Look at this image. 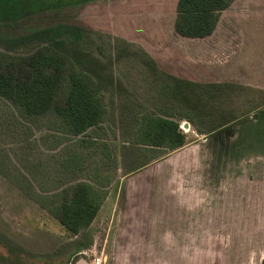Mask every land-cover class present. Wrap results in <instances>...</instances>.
Segmentation results:
<instances>
[{"label":"rangeland","instance_id":"374dc122","mask_svg":"<svg viewBox=\"0 0 264 264\" xmlns=\"http://www.w3.org/2000/svg\"><path fill=\"white\" fill-rule=\"evenodd\" d=\"M68 3L78 35L0 38V64L22 77L53 51L58 106L78 74L99 90L103 125L76 135L55 107L33 116L0 96V264H87L82 252L103 250L107 264H264V0H234L207 39L175 32L177 0ZM156 114L190 124L185 149L138 143ZM81 182L106 204L76 235L59 214Z\"/></svg>","mask_w":264,"mask_h":264},{"label":"trees","instance_id":"16d2710c","mask_svg":"<svg viewBox=\"0 0 264 264\" xmlns=\"http://www.w3.org/2000/svg\"><path fill=\"white\" fill-rule=\"evenodd\" d=\"M68 1L0 0V38L24 41L44 34L52 38L78 35L76 27H69L68 20L72 16L67 11L72 4ZM233 1L177 0L175 32L187 38L207 39L213 36L224 11ZM24 66L22 77H17L0 64V96L33 116L43 115L55 107L69 131L76 135L86 133L93 126L103 125L105 108L99 90L78 74L70 76L65 105L63 108L58 106L57 94L65 72L63 59L53 51L43 49L36 52ZM188 86L192 89L190 91H195L194 82L188 81ZM144 120L136 138L138 143L165 147L170 151L188 143L187 135L181 130V122L176 117L156 114ZM189 121L196 125L193 118ZM225 123L213 125L208 132L197 127L196 130L203 135L216 131ZM92 186L87 182L77 184L61 203L59 221L72 234L77 235L88 228L98 215L102 199Z\"/></svg>","mask_w":264,"mask_h":264},{"label":"built area","instance_id":"2783aa9c","mask_svg":"<svg viewBox=\"0 0 264 264\" xmlns=\"http://www.w3.org/2000/svg\"><path fill=\"white\" fill-rule=\"evenodd\" d=\"M186 122L181 123V128L184 129L186 132L189 131L190 124L187 126ZM82 253H85L89 255L88 263L87 264H107V255L104 251H84Z\"/></svg>","mask_w":264,"mask_h":264},{"label":"crops","instance_id":"0c3cea01","mask_svg":"<svg viewBox=\"0 0 264 264\" xmlns=\"http://www.w3.org/2000/svg\"><path fill=\"white\" fill-rule=\"evenodd\" d=\"M188 126V125H187ZM185 147V146H184ZM193 147H194V145H193ZM181 150H183V149H185V148H180ZM179 150V149H178ZM185 170H187L186 168H181V169H179L178 170V172H179V174H181L182 175V173L183 172H185ZM189 172V171H188ZM174 173V172H173ZM173 173H171L170 174V176L172 177V175H173ZM129 174H131V173H126V174H124V176H122V178H121V183H120V185L123 183V180H124V178L126 177V176H128ZM192 174V172H190V175ZM190 182H191V180H190ZM93 185V184H92ZM121 188V186L119 187V189ZM110 191V190H109ZM106 192L108 193V191L106 190ZM109 199V197H106V201ZM105 204L106 203H103V205H101V207H100V210H99V212H98V215H97V217L95 218V220H94V222L97 220V218H99L101 215H102V213H103V208H104V206H105ZM115 210H117V208L115 207ZM115 218V217H114ZM93 222V223H94ZM92 223V224H93ZM104 251V250H103ZM105 252V251H104ZM77 264H86L85 262H83V260H79V262H77Z\"/></svg>","mask_w":264,"mask_h":264},{"label":"water","instance_id":"95a60500","mask_svg":"<svg viewBox=\"0 0 264 264\" xmlns=\"http://www.w3.org/2000/svg\"><path fill=\"white\" fill-rule=\"evenodd\" d=\"M186 125H189L188 123Z\"/></svg>","mask_w":264,"mask_h":264}]
</instances>
